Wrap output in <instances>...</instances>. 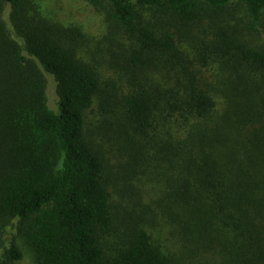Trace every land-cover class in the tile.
Masks as SVG:
<instances>
[{
  "label": "trees",
  "instance_id": "obj_1",
  "mask_svg": "<svg viewBox=\"0 0 264 264\" xmlns=\"http://www.w3.org/2000/svg\"><path fill=\"white\" fill-rule=\"evenodd\" d=\"M86 2L107 52L0 0V249L12 228L32 264H264V0Z\"/></svg>",
  "mask_w": 264,
  "mask_h": 264
},
{
  "label": "rangeland",
  "instance_id": "obj_2",
  "mask_svg": "<svg viewBox=\"0 0 264 264\" xmlns=\"http://www.w3.org/2000/svg\"><path fill=\"white\" fill-rule=\"evenodd\" d=\"M42 8L45 16L51 17L68 26L79 27L88 39V51L95 54L96 51H108L106 37L108 35V25L104 17L98 14L86 0H36ZM95 52V53H93ZM98 54V53H97ZM100 54V53H99ZM92 56H90L91 58ZM89 58V56H88ZM50 105L54 104V94L52 88L48 90ZM95 109V107H94ZM96 110V109H95ZM132 195L131 203L134 206L149 203V186L146 185L144 177H135L129 179L124 186ZM144 208L143 206H141ZM140 211L139 208H136ZM14 242L23 255L19 264H32L29 253L23 245L22 240L15 239V230L9 228L4 239V246L0 249V258L4 249H9Z\"/></svg>",
  "mask_w": 264,
  "mask_h": 264
}]
</instances>
